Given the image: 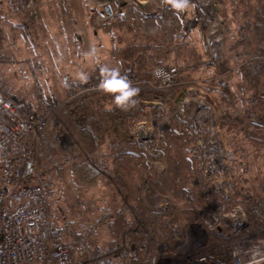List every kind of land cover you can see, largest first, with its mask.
Instances as JSON below:
<instances>
[{
  "label": "rangeland",
  "instance_id": "obj_1",
  "mask_svg": "<svg viewBox=\"0 0 264 264\" xmlns=\"http://www.w3.org/2000/svg\"><path fill=\"white\" fill-rule=\"evenodd\" d=\"M204 1L210 3L207 10L214 13L215 8L221 17L216 32L222 36L225 50L231 34L223 16L227 10L224 6L218 7V0H191L189 9L179 14L161 0H0L2 71L13 79V90L22 87L26 98L35 104L36 84L47 101L55 100L63 90V80H78V72L88 74L99 67L84 55L92 46L98 49L102 64L119 66L123 72L138 45L153 38L158 31L163 30L176 47L186 44L181 48L186 54L184 63L188 76L180 77L178 84L185 95L173 112L168 110L167 102L157 96L139 102L141 107L148 108L149 115L139 119L143 120L140 125L132 122L120 134L133 149L126 159L116 164L117 170L124 173L129 196L120 197L114 207L109 206L116 221L125 211L123 207L128 208L130 212L125 213L128 219H120L113 228L118 236L125 231L137 235L131 238L137 242L138 237L147 234L140 223L144 212L140 209L144 207L142 186L149 175L158 179L162 183L161 207L168 216L166 225L169 230L182 229V233L180 237L170 236L171 232L161 235L152 253L161 261L176 264H186L191 258L207 254L197 250H204L210 244L208 232L204 236H194L192 232L202 227V219L217 214L221 207L227 210L239 206L231 191L239 187L237 175L241 159L250 160V184L258 196H264V146L249 148L245 144L247 149L241 156L226 143L230 134L225 135L216 126V121L223 117L221 109L207 98L214 100V92L222 89L219 80L223 76L212 63L207 69L187 55V49L193 48L207 57L203 45L208 43L209 50L208 32L215 20L207 19L204 12L197 15ZM107 3L113 10L111 16L103 11ZM151 41L156 45L162 43V39ZM207 58L209 61L212 58L210 53ZM28 63L35 66L34 71ZM229 81L232 92H227L232 103L237 104L233 98L242 92L241 86L233 77ZM79 91V88L74 90L80 100L68 112L71 119H80L86 111L84 95L81 97ZM75 152L74 148V153H65L73 156L77 155ZM106 165L113 169L110 163ZM67 190L70 191V187ZM109 193L105 186H99L86 193L85 198L90 195L97 200L102 195V204L108 205L112 197ZM72 211L75 214L74 208ZM53 214L59 215L58 208H54ZM97 214L94 211L92 216ZM231 229L228 218L222 217L213 230L226 233ZM107 238L109 233H99L100 244Z\"/></svg>",
  "mask_w": 264,
  "mask_h": 264
},
{
  "label": "trees",
  "instance_id": "obj_2",
  "mask_svg": "<svg viewBox=\"0 0 264 264\" xmlns=\"http://www.w3.org/2000/svg\"><path fill=\"white\" fill-rule=\"evenodd\" d=\"M218 3L219 8L224 6L223 9L227 10L226 14H222L226 16L225 25L231 34L224 51L222 67L229 68L226 74L228 80L235 78L243 94L254 97L255 101L251 106L244 105V102L234 104L229 93L222 89L214 92V100L208 96L207 98L221 111L227 112V117L216 121L217 130L224 132L225 135L230 134L231 137L225 139L226 143L233 147L235 153L242 156L247 149L245 144H248L249 148L256 145H259V148L264 146V143L250 140L249 136L254 130L244 121L249 112L264 114V0H218ZM166 35L163 30L153 35L154 39H162L161 45L153 43L151 41L153 38L138 45L130 61L125 64L122 74L131 72L136 78L149 79L154 65L175 64L180 68L181 79H186L188 76L184 63L186 54L181 48L186 44L176 47ZM187 50V55L190 54L196 62L207 69L211 67L209 60L200 61L197 50L193 48ZM234 66L237 68L232 69ZM88 75L90 79L94 78L99 83V67ZM63 81L62 92L55 96L54 115L49 117L38 135L32 136L35 172L29 182L44 181V216L36 229V236L48 240L49 229L58 227L74 261L85 264H128L126 253L124 254L125 247L113 226L120 219L127 220L125 213L130 211L123 207L125 211H122V216L116 221L112 217L111 208L117 199L129 196L124 176L119 173L116 164L126 159L133 148L120 138V134L132 122L149 115L148 108L141 107L140 101L157 96L165 100L168 110L173 112L184 97L185 90L179 85L166 88L136 85L142 93L137 97L136 106L128 111L116 108L110 95L103 94L97 89L85 91L81 97L84 95L86 111L80 119H71L68 112L80 100L74 95V90L83 84L78 80ZM55 117L61 121L60 129L54 128ZM63 130L71 133L73 148L77 155H67L62 149L59 133ZM107 163H110L113 169L107 168ZM238 164L239 187L235 191L232 190L231 194L235 198V204L243 208L248 219L245 231L264 227V196H258L250 184L251 174L248 169L250 160L241 159ZM66 186L70 187V191ZM99 186H105L112 195L107 201L108 205L102 204L104 202L102 195L97 200L90 195L85 198L86 193ZM161 186L162 183L158 179H153L151 175L142 186L141 199L144 207L140 209L144 212L140 223L147 230V240L158 241L161 235L168 232H171L170 236L173 237H180L182 233V229L169 230L166 225L165 220L168 216L161 207ZM72 203L75 204L74 207ZM54 208H58L59 215L53 214ZM94 211L98 212L96 217L92 216ZM102 232L111 234V238L103 240L100 244L98 237ZM209 235L210 244L204 250L198 249L197 252L211 253L230 260V244L233 241L231 230L226 233L212 230ZM257 264H264V260Z\"/></svg>",
  "mask_w": 264,
  "mask_h": 264
},
{
  "label": "built area",
  "instance_id": "obj_3",
  "mask_svg": "<svg viewBox=\"0 0 264 264\" xmlns=\"http://www.w3.org/2000/svg\"><path fill=\"white\" fill-rule=\"evenodd\" d=\"M207 2H201L200 12L197 15L204 12L207 19L210 20L212 17L215 20L208 32L209 53L212 57L210 62L214 67L219 68L220 76H223L219 80L222 89L231 93L232 87L226 76L229 68L222 67L224 41L216 32L221 17L216 14L215 8L214 13L212 10H207L210 4ZM28 65L34 71L35 66L32 67L31 63ZM236 68V66L232 67V69ZM180 72V68L175 64H159L151 68L149 79L136 78L133 73L126 75L134 86L146 84L153 88H166L180 83ZM97 84L94 78L89 79L79 88V92L82 94L85 91L96 90ZM36 86L37 104L28 98L7 95L0 70V264H85L73 260L69 246L63 242L60 228L51 227L48 240L36 236V229L44 216V181L29 182L35 172L32 136L42 131L49 117L54 115L56 106V101H47L40 87L37 84ZM233 100L251 106L255 98L243 94L242 91ZM221 115L227 117L228 114L221 111ZM142 121L137 120L134 124L140 125ZM244 121L254 130L249 136L250 140L264 143V114L249 112ZM54 125L56 129L61 127L59 118H54ZM61 134L59 141L62 149L74 153L71 134L67 130ZM222 217L228 218L232 227L230 260L207 253L198 259L191 258L186 264H253L254 261L257 264L263 261L264 227L245 231L248 219L242 207L237 206L227 210L221 207L217 214L202 219L203 228L198 226V230L192 231L193 235L204 236L207 232L209 234L214 229V225L222 221ZM145 264L176 263L149 258Z\"/></svg>",
  "mask_w": 264,
  "mask_h": 264
},
{
  "label": "clouds",
  "instance_id": "obj_4",
  "mask_svg": "<svg viewBox=\"0 0 264 264\" xmlns=\"http://www.w3.org/2000/svg\"><path fill=\"white\" fill-rule=\"evenodd\" d=\"M161 2L177 14L185 12L191 6V0H161ZM84 55L99 66L97 90L110 95L114 106L122 111H128L135 107L140 89L133 85L127 75L122 74L120 67L102 64L98 49L95 46L90 47ZM77 79L81 84H86L90 77L86 72L80 71L77 73ZM253 264H255V261Z\"/></svg>",
  "mask_w": 264,
  "mask_h": 264
},
{
  "label": "crops",
  "instance_id": "obj_5",
  "mask_svg": "<svg viewBox=\"0 0 264 264\" xmlns=\"http://www.w3.org/2000/svg\"><path fill=\"white\" fill-rule=\"evenodd\" d=\"M202 37L203 36H201V42L204 44ZM206 44L207 45H203L204 51L203 50L202 51L205 52L204 54H206L208 57L209 56L208 43H206ZM197 52H199V51L197 50ZM207 57H203V55L199 52V59L201 62L208 60ZM204 58H207V59L204 60ZM2 64H3V58H0V70H1V72L3 74V78H4L5 93L7 95L15 96V97H20L19 95L25 94L26 90L20 86H19V88H17L16 91L13 90V88H12L14 86V85H12L13 79L10 76L3 73ZM26 97L27 96H25V98ZM119 173L124 174L121 171H119ZM124 178H125V176H124ZM134 236L137 237V235H132V233L130 231L129 232L125 231L122 233L121 236L119 235L120 241L123 243V246L125 247L124 254L126 253L125 255L127 258V263L128 264H145V261L149 258L154 259L156 261L158 259V257L153 256V253H152L153 252V249H152L153 245L151 244V243H155L156 241H154L153 239L147 240L146 239L147 234H144L142 237H138L139 239H137V242H133L131 238H133ZM110 238H111V234H109V239Z\"/></svg>",
  "mask_w": 264,
  "mask_h": 264
},
{
  "label": "water",
  "instance_id": "obj_6",
  "mask_svg": "<svg viewBox=\"0 0 264 264\" xmlns=\"http://www.w3.org/2000/svg\"><path fill=\"white\" fill-rule=\"evenodd\" d=\"M103 11L106 15L111 16L113 14V10L110 3L105 4Z\"/></svg>",
  "mask_w": 264,
  "mask_h": 264
}]
</instances>
